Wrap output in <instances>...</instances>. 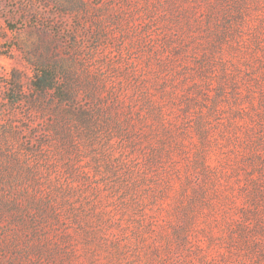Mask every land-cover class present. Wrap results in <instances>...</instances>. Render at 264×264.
Segmentation results:
<instances>
[{"label": "rangeland", "instance_id": "1", "mask_svg": "<svg viewBox=\"0 0 264 264\" xmlns=\"http://www.w3.org/2000/svg\"><path fill=\"white\" fill-rule=\"evenodd\" d=\"M260 134L264 0H0V264H224L236 210L196 215L189 253L170 207L200 154L243 183Z\"/></svg>", "mask_w": 264, "mask_h": 264}, {"label": "trees", "instance_id": "2", "mask_svg": "<svg viewBox=\"0 0 264 264\" xmlns=\"http://www.w3.org/2000/svg\"><path fill=\"white\" fill-rule=\"evenodd\" d=\"M229 2L226 3L227 7L231 10H236L237 7L233 6L234 3ZM55 71V69H42L33 80L35 89L45 93L55 89L59 80ZM57 89L58 97L61 99L65 98L64 92H61L60 88ZM259 125L262 124L259 123ZM202 131L204 134L207 132L205 127ZM230 136L234 137V134L229 135V139L231 138ZM246 147L249 148V151L238 150L241 156H236L234 160L236 166L233 167V172L238 169L245 170L246 180L243 183H241V180L237 184L236 182L230 183L228 180L230 176L229 170H217V167L213 166L204 154H200L196 158L195 171L185 174V180L180 187V204L170 208H172V211H182L179 221H172L175 226L173 235L176 238L175 241H178L181 246L183 244L184 247L187 246L186 252L190 253L194 247L191 245L193 241L190 230H196L200 227L199 231L204 232L207 227L206 224L202 226L197 224L196 215L202 214L201 212H204L203 210L209 207L211 208V218L216 222L215 215L219 213H215L220 206H224V209L228 207L236 210L235 215L231 216L226 214L225 210L221 212L224 215H228L223 225V227H227V235L224 237L219 236L220 239L223 238L225 240L229 249L226 252L219 251L218 253V255L226 259L224 264L228 263V257L234 248L241 257L254 255L257 251L264 256V134H260L248 143ZM227 188L231 190L228 191ZM189 189H191V193ZM189 196L193 197L189 200ZM166 235L168 234L163 233L160 238L164 239ZM207 235L209 240L214 237L212 231L207 232ZM172 239L174 238L168 235L167 239H165V244L160 242L161 245L157 244L155 246L156 251L165 254L169 252L170 254ZM198 242L201 243L200 241ZM198 246L200 249L203 247L200 244ZM181 256L177 262L186 264L188 259L183 254ZM159 258L165 260L163 257Z\"/></svg>", "mask_w": 264, "mask_h": 264}]
</instances>
